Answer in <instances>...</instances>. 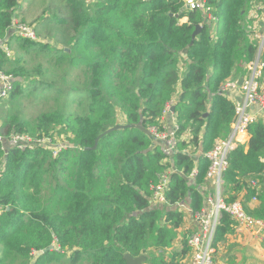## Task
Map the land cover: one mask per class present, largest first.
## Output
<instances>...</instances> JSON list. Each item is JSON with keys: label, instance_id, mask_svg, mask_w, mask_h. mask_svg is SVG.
Masks as SVG:
<instances>
[{"label": "trees", "instance_id": "1", "mask_svg": "<svg viewBox=\"0 0 264 264\" xmlns=\"http://www.w3.org/2000/svg\"><path fill=\"white\" fill-rule=\"evenodd\" d=\"M252 1L264 4L204 0V11L188 10L187 0H66L71 52L59 47L57 59L82 66L85 81H75L66 94L72 104L79 102L73 111L51 110L34 123L0 114V264H127V253L146 255L149 264H189L186 240L169 252L187 216L177 205L193 212L204 207L201 186L210 165L204 154L229 134L235 113L234 102L219 90L244 72L257 51L244 24ZM20 3L0 0V38L8 47L15 43L13 57L0 45V71L14 78L9 103L24 95L28 79L42 74L40 66L27 68L23 55L36 48L50 54L38 35H9ZM197 25L202 28L192 44ZM171 103L179 141L167 159L137 126L164 130L161 119ZM118 124L133 127L108 133L95 149H86ZM51 132L71 135L56 156L44 145L21 150L6 143L12 133L43 138ZM248 133L246 145L229 155L223 194L229 203L256 197L259 208H244L264 219V189L253 185L264 175V119ZM190 145L199 149L198 157L186 152ZM164 173L165 207L152 203V186ZM232 225L224 213L214 247ZM53 243L57 249L42 253ZM150 248L158 254L150 256Z\"/></svg>", "mask_w": 264, "mask_h": 264}, {"label": "built area", "instance_id": "2", "mask_svg": "<svg viewBox=\"0 0 264 264\" xmlns=\"http://www.w3.org/2000/svg\"><path fill=\"white\" fill-rule=\"evenodd\" d=\"M203 1L187 0L186 7L188 10L203 9L208 11L209 8L204 6ZM254 4V6L249 8V17L252 22L249 26L246 25V32L250 42L256 44L257 51L255 57L245 63V74L242 76V84L239 85L240 80L231 77L219 90L221 95L227 96L228 99L234 102L235 113L229 134L222 139H216L210 150L204 154L210 162L206 181L201 186L205 200L204 207L201 211L193 212L188 208L187 204L177 205L181 209H186L187 215L189 212L192 213L193 219L199 225L187 237V244L192 249L189 264H217L215 261L214 240L217 227L224 213L230 216L233 224L247 228L254 233H264V219L249 214L239 201L227 202L223 194V175L229 165L230 153L243 143L241 136L249 134L250 125L264 119V87L262 86L264 77V13L260 11L264 4L260 1ZM209 19L212 22L216 21L215 16L211 13H209ZM31 27L33 26L27 25L20 20L17 21L14 16L9 35L18 34L24 38L35 40L37 37ZM0 45L10 55L8 47L5 45V40L2 38H0ZM13 81L12 75L0 71V104L10 98L13 90ZM172 106L173 103L167 106L165 113L169 112ZM255 109H259L260 112ZM178 128L174 115V122L170 130H166L165 127L162 131L155 128L150 129L154 141L161 145V149L167 159L173 157L174 153L177 152ZM53 133L51 132L49 135L43 136V138H38L28 133H12L6 143L10 148L17 147L21 150L31 149L39 144L48 147L56 138ZM184 139H186L185 136ZM0 140H3L1 133ZM64 146L65 144H61L58 148L52 149L53 151L58 149L61 151ZM190 147H188L186 152L191 153ZM161 179V182L152 186L154 191L152 203L156 206L165 207L166 198L164 192L167 188L169 173L162 174ZM253 185L259 192L260 180L253 182ZM253 199L257 198L253 197Z\"/></svg>", "mask_w": 264, "mask_h": 264}, {"label": "rangeland", "instance_id": "3", "mask_svg": "<svg viewBox=\"0 0 264 264\" xmlns=\"http://www.w3.org/2000/svg\"><path fill=\"white\" fill-rule=\"evenodd\" d=\"M24 1L25 0H21L18 11L20 14L24 15L40 12V20L36 25V30L34 27H31V29H33L36 37L37 35L43 37V40L40 41L48 44L50 54H48L46 50L44 53V50L40 51L39 48H36L32 53L23 55L25 66L29 69H36L40 66L42 74L34 75L24 83V95H22L19 100L13 103H9V101L6 103L7 101H5L0 104L2 105L0 114L2 116L7 113H9L7 116L10 114H17L20 119L34 123L37 117L42 113L56 109H61L65 112L76 109L79 102H77V104H72L70 98H66V94L68 95L72 91L70 88H74L77 85L75 81L83 84L85 77L81 70L82 66L71 67L68 61L57 59L62 53L57 52L56 49L65 47L64 50H66V48H68L66 41L68 38L69 16L62 0H34L29 4L28 8L22 7ZM248 16L249 11L247 17ZM247 17L245 18L244 24L249 26L252 20ZM61 18L67 20L68 23H66L65 20L61 21ZM15 19L19 21L17 16ZM26 24L29 25L28 23ZM13 47L14 44L8 47L11 57L14 56ZM20 53L22 54L24 51H20L19 54ZM37 81L38 84H36ZM40 81H42L43 84H41ZM46 83L51 84L52 87L47 86ZM83 88L84 87H81L80 89L83 90ZM32 90L34 91L32 92ZM3 106L6 107L3 108ZM53 134H55L56 138L51 145L48 146L50 148H58L59 145L68 143L69 137H71V135L67 133L59 134L54 132ZM222 138L224 137H219V139ZM58 152L59 149L53 151V156H56ZM7 264H9V262H7ZM12 264L20 263L16 262Z\"/></svg>", "mask_w": 264, "mask_h": 264}, {"label": "crops", "instance_id": "4", "mask_svg": "<svg viewBox=\"0 0 264 264\" xmlns=\"http://www.w3.org/2000/svg\"><path fill=\"white\" fill-rule=\"evenodd\" d=\"M33 1L34 0H25L23 2L22 7L28 8L29 4H31ZM62 2L66 6V0H62ZM254 5H255L254 2L252 1L250 7ZM260 11L264 13V5H262V9ZM16 13L19 20L21 19V21L33 25V27L36 29V25L39 23L40 20L39 18L40 12H37L36 14H33L35 13L33 12L31 15H24V14H20L19 11L17 10ZM247 18L251 20L249 16ZM184 21H187L186 17L181 19V22ZM42 38L43 37H40L39 40H43ZM244 74H245V70L243 73L242 72L235 73V75L232 78L240 80ZM262 86L264 87V77L262 79ZM255 110L260 112L259 109H255ZM173 122H174V113H172L170 110L169 112H166L163 115L161 119V125H163V127H165L167 130H170ZM184 136L186 140L190 139L191 137L189 131ZM249 137H250L249 134L241 136V139L243 140L242 143L243 145H246V143L249 140ZM190 150H191L190 152L195 154L196 157L199 156V149L197 150L192 146L190 147ZM259 180L261 185L259 189L260 192L262 189H264V175H262ZM243 195L244 192L241 194V197ZM239 201L242 203V200ZM242 205L243 206L246 205V208L254 211V209L259 208L260 203L258 199L252 198L250 200H246L245 204L242 203ZM193 218L194 217L192 213L189 212L181 227L177 229V237L173 241L172 246L169 248V252L180 250L181 246L183 245V242H185V240L187 242V237L192 233L193 230L198 228L199 225L197 221ZM148 254H150V256H156L158 252L156 251L155 248H150L148 250ZM190 259L191 256L189 255L185 259V262L189 263ZM215 261L217 264H264V233L263 232L254 233L247 228L233 224L231 231L226 233L224 239L219 241L215 246ZM147 262L148 260L145 262V264H149Z\"/></svg>", "mask_w": 264, "mask_h": 264}, {"label": "water", "instance_id": "5", "mask_svg": "<svg viewBox=\"0 0 264 264\" xmlns=\"http://www.w3.org/2000/svg\"><path fill=\"white\" fill-rule=\"evenodd\" d=\"M201 28L202 27L200 25L196 26V29H195V31L193 32V35H192V44L194 43V40H195L196 36L201 31ZM66 51L67 52H71V49L70 48H66ZM242 82H243V78L240 79L239 85H241ZM174 110H175V105H173L171 107V112L174 113ZM130 127H133V125H122V124L115 125L114 127L109 128L108 130H106L99 137H97L93 147H91V148L88 147L86 149L87 150L95 149L97 147V145H98L99 139L102 138L103 136H105L106 134L111 133V132H113L115 130H119V129H123V128H130ZM137 128L140 129L141 131H143L144 133L148 134L149 136L153 137L150 129H146V128H144L141 125L137 126ZM54 249H57V245L55 243H53L49 247L43 249L42 253H46V252L52 251ZM125 259H126L127 264H145V262L147 261V256L146 255H140V256L134 257V256H132V255L127 253V254H125Z\"/></svg>", "mask_w": 264, "mask_h": 264}]
</instances>
